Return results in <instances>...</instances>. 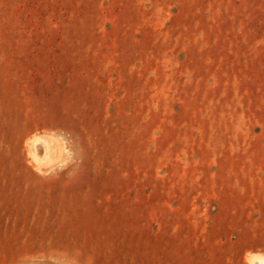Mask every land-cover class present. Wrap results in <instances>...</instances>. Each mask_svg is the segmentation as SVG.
<instances>
[{"label":"rangeland","instance_id":"rangeland-1","mask_svg":"<svg viewBox=\"0 0 264 264\" xmlns=\"http://www.w3.org/2000/svg\"><path fill=\"white\" fill-rule=\"evenodd\" d=\"M254 255L264 0H0V264Z\"/></svg>","mask_w":264,"mask_h":264},{"label":"bare ground","instance_id":"bare-ground-1","mask_svg":"<svg viewBox=\"0 0 264 264\" xmlns=\"http://www.w3.org/2000/svg\"><path fill=\"white\" fill-rule=\"evenodd\" d=\"M43 144L44 143L40 142L36 138L33 140V149L37 150L38 147L41 149V152H40V155H39L40 158L45 156V151H44V147L45 146ZM249 264H264V256H262V255H254V256H252Z\"/></svg>","mask_w":264,"mask_h":264}]
</instances>
